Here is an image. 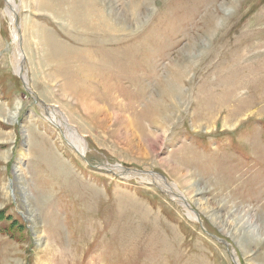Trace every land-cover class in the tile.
I'll return each instance as SVG.
<instances>
[{"label":"rangeland","instance_id":"1","mask_svg":"<svg viewBox=\"0 0 264 264\" xmlns=\"http://www.w3.org/2000/svg\"><path fill=\"white\" fill-rule=\"evenodd\" d=\"M14 4L16 29L0 0V264H264V0Z\"/></svg>","mask_w":264,"mask_h":264},{"label":"bare ground","instance_id":"2","mask_svg":"<svg viewBox=\"0 0 264 264\" xmlns=\"http://www.w3.org/2000/svg\"><path fill=\"white\" fill-rule=\"evenodd\" d=\"M104 7H106V6H104ZM7 12H8V15L11 17V20H12V23H13V25L15 26V29L17 28V23H15L14 22V19H13V17L15 16V4H14V0H8V9H7ZM15 19H16V17H15ZM24 65H25V62H24ZM23 77L25 76V75H22ZM27 82V81H26ZM28 83V82H27ZM29 86V85H28ZM29 88H30V86H29ZM29 90H31V88L29 89ZM45 104V103H44ZM86 104V103H85ZM46 105V104H45ZM43 111H44V113H45V115L46 114H48V112L52 115V113H53V111L52 110H54V109H52V107L50 106H48V110H46L44 107H42V106H39ZM85 108H90V109H93V106H91L90 104H88V105H85ZM87 110V109H86ZM95 110V109H94ZM56 113V112H55ZM5 116V113H4V110L3 109H1L0 108V117H4ZM11 118V120L13 119V118H15V115L12 117H10L9 116V119ZM11 122H13V121H11ZM63 126L65 127V128H68V131H69V134H70V136H71V140H72V142H73V145L74 146H79L80 147V145H78V144H76V140L77 139H79V138H81V137H79L80 135L77 133V131H76V129L73 127V126H71L69 123H64L63 124ZM83 147V146H82ZM81 148V147H80ZM52 160V159H51ZM58 164V163H57ZM54 165H56V164H54ZM53 165V166H54ZM57 167H59V165H56ZM104 167H107V168H111V167H108V166H104ZM112 169H116L115 171H116V173H119L120 175H132V176H139L140 178H148L149 179V181H151V183L152 184H155V185H157L158 187H160L161 189H163L164 190V192L173 200V201H176V202H179V200H181V202L184 200V197L181 195V196H178V195H176V193H174L175 191V189H174V187L173 186H170L165 180H163V179H161V177L159 176V175H156V174H151V173H146V172H139V171H126L125 169H123V168H119V167H114V168H112ZM57 171V170H56ZM131 172V173H130ZM130 173V174H129ZM17 177V176H16ZM27 180V179H26ZM18 183H19V185H21V183H23L24 184V182H23V178L22 177H18ZM183 183V182H182ZM184 185H185V187H186V192L188 193V195L192 198V199H194V201L196 202V199H195V195H199V191H195L194 192V190H193V187H192V185H190L191 183H183ZM193 184V183H192ZM189 185H190V187H189ZM23 188H24V185H23ZM22 188V189H23ZM28 189V188H27ZM26 190V189H25ZM20 193H21V197H23L24 198V195H26V193H24L25 191L24 190H22V191H19ZM31 199L32 198H30V197H25V200H26V202L25 203H29L30 201H31ZM22 201V200H21ZM198 205V204H197ZM27 207V206H26ZM190 210L191 211H194L192 208H190ZM28 211V214H29V216H30V219L32 220V222H36L35 221V219H36V217L34 216V212L32 211V210H27ZM195 215H197V214H195ZM198 216V215H197ZM47 221H49V220H47ZM198 221H199V218H198ZM47 223V222H46ZM53 224V223H52ZM240 247V246H239ZM241 248V250H242V247H240ZM236 254V253H235ZM244 255L246 256V254L244 253ZM234 257H236L235 255H234ZM235 259V258H234ZM236 259H238V258H236ZM235 259V261H236V264H241L238 260H236Z\"/></svg>","mask_w":264,"mask_h":264},{"label":"water","instance_id":"3","mask_svg":"<svg viewBox=\"0 0 264 264\" xmlns=\"http://www.w3.org/2000/svg\"><path fill=\"white\" fill-rule=\"evenodd\" d=\"M16 20H17V19H16ZM16 23L18 24L17 21H16ZM22 82L24 83V87H25V89H26L29 93H31V95H33V97H34L36 103H37L39 106H42V107H44L46 110H48V109H49L48 106L45 105V104L42 102V100L39 99V98L35 95L34 91H32V89L29 90L30 88H29V86H28V83L25 82V81H23V80H22ZM105 169H106L107 171H113V170H114V169H112V168H107V167H105ZM127 171H128V170H127ZM142 172H143V171H142ZM194 213L197 214L196 211H194ZM212 237H213L214 239H216V240H218V241H220V242L226 244L228 247H230V245H229L227 242H225L224 240H221V239L217 238L216 236H212Z\"/></svg>","mask_w":264,"mask_h":264}]
</instances>
